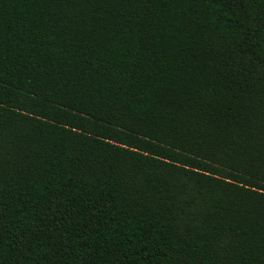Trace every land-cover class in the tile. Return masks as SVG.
<instances>
[{"label": "trees", "instance_id": "1", "mask_svg": "<svg viewBox=\"0 0 264 264\" xmlns=\"http://www.w3.org/2000/svg\"><path fill=\"white\" fill-rule=\"evenodd\" d=\"M0 264H264V0H0Z\"/></svg>", "mask_w": 264, "mask_h": 264}]
</instances>
